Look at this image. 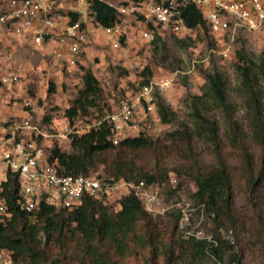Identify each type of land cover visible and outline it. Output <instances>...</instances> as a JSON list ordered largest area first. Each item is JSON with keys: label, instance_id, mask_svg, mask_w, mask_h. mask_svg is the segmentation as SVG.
<instances>
[{"label": "trees", "instance_id": "obj_1", "mask_svg": "<svg viewBox=\"0 0 264 264\" xmlns=\"http://www.w3.org/2000/svg\"><path fill=\"white\" fill-rule=\"evenodd\" d=\"M49 1L56 3L57 0ZM87 4L89 15L96 25L107 28L113 24L115 12L112 8L95 0H87ZM67 15L71 22L79 20L76 12ZM183 20L188 30L206 29L192 5L185 7ZM148 27L151 28V24ZM236 57V73L244 96L245 130L233 119L235 109L228 100V81L215 70L205 76L213 106H209L202 96L193 97L191 128L183 126L163 140L156 141L141 134L124 139L115 146L110 140V125L103 120L88 132L71 136V153L54 144L50 149V161H56L63 174L74 176H88L90 169L100 162L105 165L109 178L131 184L144 182L156 186L167 182L171 171L184 175L194 182L192 198L195 205H203L216 230L220 227L230 229L242 251L251 237L264 248V55L254 61L240 51ZM82 82L77 97L65 111L69 120L76 117L79 111L86 113L95 107L101 95L99 82L90 71L84 72ZM213 108L221 110L232 131L227 142L232 152L223 147L218 123L208 115ZM157 112L163 124L170 123L175 117V113L163 102H158ZM198 142L210 146L207 161L197 154ZM250 147L257 151V155ZM172 152L177 163L169 170L163 158ZM145 153L156 160L152 170L144 171L143 166L136 162V157ZM229 153H235L240 158L237 179H242L247 203L254 210L251 216L243 212L240 214L234 204L233 183L237 165L231 164ZM0 199L4 200L10 214L8 219L0 221V250L10 253L12 264H123L128 257H138L146 251L149 253V264H156L159 259L165 264H178L186 258L189 264L200 263L206 258H212L218 264L225 252L234 248L217 231L210 242L177 237L180 230L176 212L169 214L171 224L165 227L161 219L144 210L132 193L119 199L117 212H111L102 199L86 198L82 206L73 210L40 205L37 211L27 213L16 204L18 182L10 176L0 186ZM229 258L230 264H241L236 253H230ZM244 258L242 252V264Z\"/></svg>", "mask_w": 264, "mask_h": 264}, {"label": "rangeland", "instance_id": "obj_2", "mask_svg": "<svg viewBox=\"0 0 264 264\" xmlns=\"http://www.w3.org/2000/svg\"><path fill=\"white\" fill-rule=\"evenodd\" d=\"M141 1L150 2L151 0ZM56 6L62 14L69 12L79 14V21L83 22L87 30L86 43L75 65L66 66L63 61L57 59L51 49L35 48L28 38L17 30L8 27L0 28V77L9 72L19 77L17 85L0 84L2 127L8 120L19 121L26 112L32 113L30 110H34L32 120L37 126L42 125L47 130L48 126L51 129H57L69 124L71 129L78 131V134L65 136L58 141L53 140L62 151L71 153V136L88 132L101 121L107 120L109 116L117 112L121 102L139 90L144 83L152 79L170 77L173 80L170 89L162 96H158L157 101L163 102L175 113V117L170 123L163 124L157 112L156 117L149 120L151 129L137 135L144 134L153 141L163 140L168 134L182 129L183 126L192 127L193 97L202 96L209 106H213L208 96L205 76L217 70L228 81V100L235 109L233 119L245 130L244 96L240 88V78L236 73V56L241 51L247 58L258 61L260 56L264 55V25L254 32L238 34L232 42L228 43L209 33L204 27L184 30L176 34L151 23L143 15H137L127 19L122 45L112 49L101 27L96 25L89 15L87 0H57ZM148 24H151V28ZM146 30L153 34V40L150 42L144 41L141 37ZM223 49H227L226 58L220 54ZM85 71H90L95 76L102 92L95 107L88 109L86 113L79 111L76 117L69 120L65 111L82 88V77ZM262 90L264 103V84ZM208 115L218 123L223 147L232 152L227 147L232 131L228 127L225 116L218 108H213ZM141 130H143L142 123H140ZM165 144L168 145V141ZM247 144L250 146L249 143ZM196 147L197 154L207 161L210 156V146L198 142ZM251 151L257 155L256 150L251 149ZM164 157V163L169 170H172L177 163L175 153L172 152ZM228 158L232 165H237L233 183L234 204L240 214L243 212L251 216L254 210L247 203L242 179H237L240 158L235 153H229ZM136 162L143 166L144 171H148L155 166L156 160L151 154L145 153L142 157H136ZM88 176L112 180L114 189L102 198L103 204L111 212H117L120 208L119 199L131 193L124 181H114V178H109L105 165L100 162L90 169ZM170 180L175 184H172ZM179 185L181 186L178 189ZM156 187L165 203L184 199L196 206L192 198L195 192L194 182L184 175L179 176L171 171L168 181ZM169 214L153 217L161 219L163 226L170 227ZM191 225H199L202 233L207 236H212L217 231L216 233L223 240L234 245L233 250L225 252L222 261L218 264H230V253H236L242 264V252L245 254L244 264H264V248L254 237L250 238L248 246L242 251V246L236 244L233 232L226 227L216 230L212 217L205 212L202 215L193 214ZM177 237L184 239L179 231ZM245 238H248L247 234ZM148 260L149 253L146 251L138 257H128L123 264H149ZM20 264L27 263L20 262ZM156 264L165 263L159 259ZM178 264H189V259L186 258ZM195 264L216 263L212 258H206Z\"/></svg>", "mask_w": 264, "mask_h": 264}, {"label": "built area", "instance_id": "obj_3", "mask_svg": "<svg viewBox=\"0 0 264 264\" xmlns=\"http://www.w3.org/2000/svg\"><path fill=\"white\" fill-rule=\"evenodd\" d=\"M95 1L106 4L115 12L113 24L101 28L112 49L122 45L126 21L137 15L145 16L151 23L172 33L189 31L183 20V11L188 5L198 11L209 33L228 43L238 34L254 32L264 25V0ZM0 5V28L17 30L35 48H49L66 66L75 65L86 43L87 30L83 22H71L68 15L62 14L56 3L49 0H0ZM141 37L146 42L153 40V34L148 30ZM220 54L226 58L227 49ZM172 82L170 77L152 79L121 102L117 112L106 120L110 125L113 145L151 129L149 120L156 117L157 98L170 89ZM18 83L19 77L13 72L0 77L3 86ZM32 113L26 112L19 121L8 120L3 127L0 124V186L10 176L17 179L18 208L27 213L37 211L40 205L73 210L82 206L86 198L100 200L108 195L114 189L112 180L66 175L60 171L56 161L49 159L53 140L78 134V131L71 129L69 124L57 129L48 126L46 130L33 122ZM140 123L143 124L141 131ZM126 184L148 214L165 216L176 212L179 215L178 229L184 239L212 241L211 236L202 233L199 225H191L193 214H203V205L194 206L184 199L168 204L156 186L144 182ZM9 217L4 200L0 199V221ZM12 263L10 253L0 250V264Z\"/></svg>", "mask_w": 264, "mask_h": 264}]
</instances>
